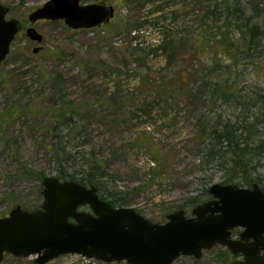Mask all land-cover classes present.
<instances>
[{
	"label": "rangeland",
	"instance_id": "374dc122",
	"mask_svg": "<svg viewBox=\"0 0 264 264\" xmlns=\"http://www.w3.org/2000/svg\"><path fill=\"white\" fill-rule=\"evenodd\" d=\"M48 1L0 0L10 9L7 19L24 29L0 65V219L16 206L35 211L43 203L37 174L56 176L46 147L54 133L102 166L104 189L121 207L155 223L214 184L252 185L244 184L242 168L230 170L233 154L209 155L204 121L239 129L249 149L248 178L264 189V60L237 49L254 26L264 45V0H89L113 7L114 17L81 31L63 21L31 23L30 14ZM28 27L42 43L27 37ZM235 52L238 98L213 103L209 86L231 78ZM64 99L74 118L57 131ZM35 258L6 254L0 264H36ZM234 259L218 245L173 264ZM48 264L127 263L66 255Z\"/></svg>",
	"mask_w": 264,
	"mask_h": 264
},
{
	"label": "water",
	"instance_id": "95a60500",
	"mask_svg": "<svg viewBox=\"0 0 264 264\" xmlns=\"http://www.w3.org/2000/svg\"><path fill=\"white\" fill-rule=\"evenodd\" d=\"M82 1L49 0L29 20L64 21L72 30H88L114 17L113 7ZM9 10L0 3V65L22 30L18 19H7ZM26 35L43 42V35L33 27ZM40 50L36 47L34 53ZM42 186L40 209L16 206L0 219V262L9 254L36 256V264L65 255L106 263L173 264L181 256L200 259L205 250L219 245L245 257L231 264H264V190L258 183L251 188L214 184L208 189L209 201L189 214L184 209L170 213L165 223L152 222L134 208L114 207L94 185L46 176ZM84 207L89 209L81 210ZM241 227L245 228L241 239H232V231Z\"/></svg>",
	"mask_w": 264,
	"mask_h": 264
},
{
	"label": "trees",
	"instance_id": "16d2710c",
	"mask_svg": "<svg viewBox=\"0 0 264 264\" xmlns=\"http://www.w3.org/2000/svg\"><path fill=\"white\" fill-rule=\"evenodd\" d=\"M228 13H233L231 9H227ZM226 17H229L228 15ZM244 27L247 25L244 24ZM261 33L258 32V28L254 26L253 28L248 27L243 35L245 36V42L242 43L238 47V51L241 52L244 58H251L253 53L251 51L257 52L258 59L264 60V53L259 49L263 47L260 42H257L256 39ZM236 51V50H235ZM232 55V54H231ZM236 52L232 55V63L227 66L230 71L231 78L224 81L223 85L220 83H216L209 86V89L212 92V102H217L219 100L223 101V103L231 102L236 97V88H237V80L236 76L232 77L235 72V63H237L238 59L236 56ZM233 74V75H232ZM207 85V84H205ZM221 91V94L218 92ZM62 114L58 120L61 122L55 125L54 130L58 128L61 129L63 126H70V122L73 121V108L71 109V104L64 99L61 105ZM202 136L205 137V140H209V155L216 157H223L222 152L226 151L232 155L230 170L236 172L238 169H241L245 172L244 184L246 186H250L254 182L251 178H248L247 169L249 163L247 160V145L243 146L241 135L238 134L239 129L234 128L231 125H220L217 123L212 127H208L206 122L204 121L202 124ZM62 134L54 133L51 137V140L46 143L47 150L49 151V155L51 157V162L53 163L54 171L56 172V177L60 180H73L77 181L85 186L94 185L98 189L99 196L108 201L114 207H121V202L118 198H116L112 193H106V189H104V178L106 177V173L103 171L102 166L95 160L89 157L88 153H84L83 151L75 150L74 148L78 146H74V148H70L69 142L66 141ZM203 137V138H204ZM79 148V147H78ZM227 148V149H226ZM38 178L43 181L46 175L43 172H39L37 174ZM234 178H229L226 183H229ZM40 197L42 198V192L40 193ZM108 198L110 200H108ZM209 199L208 190H204L202 193L192 196L186 199V202L183 205L184 210L193 209L197 205L206 202ZM41 205H38L35 210L41 208Z\"/></svg>",
	"mask_w": 264,
	"mask_h": 264
},
{
	"label": "flooded vegetation",
	"instance_id": "af4514ba",
	"mask_svg": "<svg viewBox=\"0 0 264 264\" xmlns=\"http://www.w3.org/2000/svg\"><path fill=\"white\" fill-rule=\"evenodd\" d=\"M81 4H96V3H89V0H83L82 1V3ZM101 4H104V5H106L105 3H101ZM108 6V5H107ZM10 11V10H9ZM40 21V20H39ZM64 22V21H63ZM65 24V23H64ZM28 28H30V27H28ZM28 28H26L25 29V33H26V30L28 29ZM34 28V27H33ZM69 28V27H68ZM70 29V28H69ZM24 29H23V25H22V30L21 31H23ZM72 30V29H71ZM81 30H86V29H80V30H75V31H81ZM89 30V29H88ZM20 33V32H19ZM18 35V34H17ZM16 39V38H15ZM13 43V42H12ZM12 45V44H11ZM254 184V183H253ZM252 184V185H253ZM252 185H251V187H252ZM250 187V188H251ZM249 188V187H248ZM263 189V188H262ZM264 190V189H263ZM211 199V196H210V198L207 200V201H209ZM206 201V202H207ZM85 209H89L88 207H84V208H82L81 210H85ZM186 211V210H185ZM187 212V211H186ZM191 212V211H190ZM189 214V213H188ZM245 232V228H236V229H234L233 231H232V239H234V240H238V239H241V235L243 234ZM234 233H236V235H234ZM248 242H253V239H250ZM244 243H247V241H244ZM230 252V251H229ZM231 253V252H230ZM264 253V250H262L261 251V254H263ZM232 254V253H231ZM234 257H235V259L233 260V261H235V260H240V261H242V260H244V256L242 255V254H239V255H235V254H232ZM232 261V262H233ZM231 262V263H232ZM230 263V264H231Z\"/></svg>",
	"mask_w": 264,
	"mask_h": 264
},
{
	"label": "built area",
	"instance_id": "2783aa9c",
	"mask_svg": "<svg viewBox=\"0 0 264 264\" xmlns=\"http://www.w3.org/2000/svg\"><path fill=\"white\" fill-rule=\"evenodd\" d=\"M71 256H76V257H78V258H80V259H82V260H88V258H85V257H82V256H80V255H71ZM58 259V258H57ZM91 260V259H90ZM52 262V261H51ZM50 263V262H49Z\"/></svg>",
	"mask_w": 264,
	"mask_h": 264
}]
</instances>
